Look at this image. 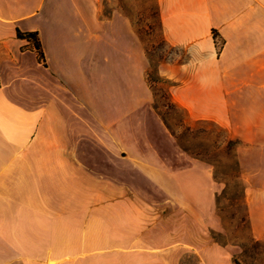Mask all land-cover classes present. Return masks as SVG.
Listing matches in <instances>:
<instances>
[{"label":"crops","instance_id":"obj_1","mask_svg":"<svg viewBox=\"0 0 264 264\" xmlns=\"http://www.w3.org/2000/svg\"><path fill=\"white\" fill-rule=\"evenodd\" d=\"M154 4L169 53L156 72L189 119L237 139L264 239V0ZM17 29L38 32L44 62ZM149 65L123 0H0V264H179L219 248L203 242L212 164L154 106Z\"/></svg>","mask_w":264,"mask_h":264},{"label":"rangeland","instance_id":"obj_2","mask_svg":"<svg viewBox=\"0 0 264 264\" xmlns=\"http://www.w3.org/2000/svg\"><path fill=\"white\" fill-rule=\"evenodd\" d=\"M123 8L133 17L134 27L149 55L147 77L156 93L155 104L158 111L160 110L169 125L178 131L183 145L212 149L214 142L219 144L218 149L210 155V160L216 161L215 166L210 162L214 180L220 185V189L214 195V213L218 222L214 228L209 229L204 236L205 240L203 239V242L214 241L219 248L211 250L203 261L199 254L195 257L191 252H184L179 264H234L233 257H236L240 264H264V239H258L252 234L246 214V203L241 197L240 190L244 182L242 180V185L237 183L232 174L225 172L227 162L223 142L225 131L210 121L189 119L184 108L170 105L169 83L151 76H158L156 62L169 54L165 55L163 49L166 46L161 38L154 0H123ZM156 105L154 106L157 108ZM234 151L237 156L236 147ZM224 189L225 193L222 194ZM218 193L221 195L217 200ZM181 233L183 234V231Z\"/></svg>","mask_w":264,"mask_h":264},{"label":"trees","instance_id":"obj_3","mask_svg":"<svg viewBox=\"0 0 264 264\" xmlns=\"http://www.w3.org/2000/svg\"><path fill=\"white\" fill-rule=\"evenodd\" d=\"M16 35L18 37L27 38L28 40H30L32 42L36 52H37L38 59L43 61V62L45 61L44 53H43L41 42H40V38H39L38 32L36 30L22 31L20 29H17ZM149 74H150V72H149ZM151 76L153 78H159V79L165 80L169 83V85L172 84V81L166 77H159V75L157 77L154 75H151ZM169 104L172 106H175V103L171 99L169 100ZM157 108H158V106H157ZM166 122H167V120H166ZM168 125H169V123H168ZM179 138H180V135H179ZM223 142H224V148H225L226 154H227V156H226L227 162L225 163V165H226L225 172L232 174L237 179V183H241V185H242V179H241V174H240V165H239L238 158H237L235 151H234V149L236 147L237 139L234 137H230L229 135H225ZM182 146L184 147V149L188 150V152H191V153L201 157L202 159H205V160L211 162L214 166L216 165V163H215L216 161L213 162L210 160V158H211L210 155H212L211 153H213L216 149H218V147H219L218 143L214 142L212 145V149H208L207 147H201L200 148L198 146H197V148L196 147L191 148V147L185 146L183 144H182ZM213 160H215V159H213ZM240 191H241L242 200H244V186L243 185L241 186ZM221 193L222 194L225 193V189L222 190ZM221 193L220 194L218 193L216 195L217 200H218L219 196L221 195ZM233 262H234V264H240L236 257H233Z\"/></svg>","mask_w":264,"mask_h":264}]
</instances>
